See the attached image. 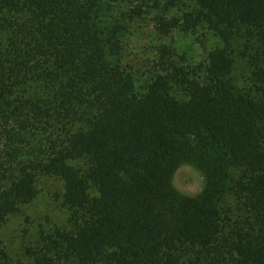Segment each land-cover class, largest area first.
Masks as SVG:
<instances>
[{"label":"trees","instance_id":"trees-1","mask_svg":"<svg viewBox=\"0 0 264 264\" xmlns=\"http://www.w3.org/2000/svg\"><path fill=\"white\" fill-rule=\"evenodd\" d=\"M165 1L199 13L160 18L163 37L206 23L229 45L245 28L264 50V0ZM4 8L14 16L4 21L13 37L0 60V126L15 134L0 153V227L35 200L43 175L64 182L75 228L65 242L78 264H264V71L262 99L236 96L225 49L210 53L205 79L166 62L165 49L138 94L110 61L120 44L95 28V0H1ZM35 133L45 147L16 146ZM84 159L86 172L70 165ZM183 165L207 179L195 198L173 185Z\"/></svg>","mask_w":264,"mask_h":264},{"label":"rangeland","instance_id":"rangeland-1","mask_svg":"<svg viewBox=\"0 0 264 264\" xmlns=\"http://www.w3.org/2000/svg\"><path fill=\"white\" fill-rule=\"evenodd\" d=\"M1 1V0H0ZM95 28L108 40L116 38L120 44V55L111 58L132 74L136 91L142 94L152 78L157 74L162 60L163 50L170 51L165 61H177L188 72L196 73L205 79L208 58L212 51L225 49L234 61V68L228 79L236 96L250 95L262 99L258 92L260 86L257 74L264 71V50L258 39L245 28L226 45L206 23H200L195 29L185 32L178 29L169 37H163L156 29L160 18L182 19L188 13H199L195 4L185 3L176 8H167L165 0H95ZM14 13L4 8L0 13V37L3 48L0 60L9 50L12 32L7 30L6 20H12ZM176 98L186 101L180 89L174 92ZM20 96V95H19ZM13 126H0V153L4 154L13 136ZM25 144L17 143L20 148L45 147L46 138L34 135L26 136ZM71 166L89 170L87 159L70 163ZM173 185L183 196L195 198L207 185L205 175L191 165H183L173 178ZM37 196L33 202L20 208V212L7 218L0 227V264L22 262L25 264L45 263L46 260H61L67 264H78L71 255L65 242V236L75 230L72 212L64 203L65 185L59 178L40 175L36 179ZM97 197L96 190L90 192ZM235 214H242L235 211ZM62 256L59 258L58 254Z\"/></svg>","mask_w":264,"mask_h":264}]
</instances>
